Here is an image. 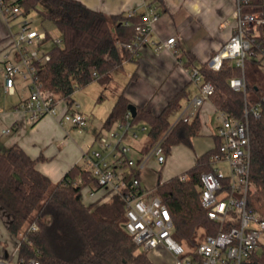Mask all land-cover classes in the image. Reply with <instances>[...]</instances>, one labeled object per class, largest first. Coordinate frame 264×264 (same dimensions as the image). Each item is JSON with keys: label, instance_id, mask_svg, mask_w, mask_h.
<instances>
[{"label": "trees", "instance_id": "16d2710c", "mask_svg": "<svg viewBox=\"0 0 264 264\" xmlns=\"http://www.w3.org/2000/svg\"><path fill=\"white\" fill-rule=\"evenodd\" d=\"M45 3L47 10L40 13L60 32L62 46L50 51L51 59L45 65L41 80L44 87L60 100L73 103L74 93L93 82L106 89L115 73L125 61H133L138 54L118 43L131 44L138 36V27H144V14L106 15L94 11L78 0H16L24 16L38 10ZM246 12H264V0H251ZM258 41L264 49V25L259 28ZM199 71L206 82L214 87L211 97L215 108L241 119L244 116V94L234 91L230 80L242 72L230 61L219 71L207 64ZM136 74L131 81L135 79ZM245 80L248 97L256 102L264 95V70L260 62L246 60ZM105 96L101 94L100 99ZM187 97L185 90L171 99L159 115L137 107V116L131 118L135 125L144 121L149 126L145 154L159 140L166 157L178 145L191 147L201 134V121L197 116L192 122L171 119ZM131 102L122 92L107 117L102 130L111 131L115 124L126 122ZM251 134V173L253 190L248 207L264 219V104L259 117L249 119ZM216 146L197 158L196 164L186 172L187 181L173 177L159 181L155 186L158 197L169 209L174 230L173 237L187 248L194 250L208 236L219 232V224L208 217L201 204L203 172L213 169L211 159ZM38 159H33L18 145L0 149V209L9 218V232L19 238L15 260L7 264H155L147 251L140 250L125 229L126 209L120 196L108 202L86 204L83 189L96 187L97 181L85 166H74L62 180L54 184L37 169ZM36 230H32V227ZM242 264H264V242Z\"/></svg>", "mask_w": 264, "mask_h": 264}, {"label": "built area", "instance_id": "2783aa9c", "mask_svg": "<svg viewBox=\"0 0 264 264\" xmlns=\"http://www.w3.org/2000/svg\"><path fill=\"white\" fill-rule=\"evenodd\" d=\"M143 2L146 25L137 28L138 36L133 43L117 44L119 48H127L133 53L149 43L148 34L160 17L151 0ZM250 2L251 0H236L233 34L207 63L210 69L219 71L226 61H230L241 70L242 75L232 78L230 86L234 91L244 94L245 103L241 119L216 110L220 120L217 132L220 144L216 155L211 159L213 169L200 176L201 204L207 210L208 217L219 224L217 235L206 237L194 250L175 240L169 209L158 197L156 189L144 188L139 178L149 160L154 159L159 165L165 164L167 157L162 145L165 136L140 160L131 158V148L125 142L126 137L135 130L130 121V112L126 115V122L119 126L121 132H112L111 138L99 135L95 143L100 149L94 150L92 143L84 154L85 167L97 181L96 189L86 187L88 197L95 198L97 192L101 191L102 195L97 201L103 203L114 196H120L126 209L125 229L135 245L147 252L162 249L173 258V264H242L263 242L264 219L259 213L249 209L248 198L253 190L250 178L249 119L251 116H260L264 95L256 102L248 97L245 67L246 60L254 59L260 62L264 70V49L257 38L259 28L264 25V12H246ZM0 12L10 23L23 15L17 4L8 3L7 0H0ZM132 14L135 13L129 15ZM17 26L18 31L11 32L8 45L2 53L5 92L19 96L18 109L27 115L31 124L51 116L58 118L62 125H72L82 132L88 123L87 116L74 102L68 105L65 112H61V100L48 91L41 80V73L51 59L50 51L55 46H62V38L53 41L48 32L35 30L27 21L20 22ZM50 41L53 43L52 47L44 50ZM176 44V38L173 37L154 46L158 51L171 50L177 55ZM188 72L199 93L181 109L172 127L177 122H192L214 95L213 85L204 80L199 68L189 69ZM3 132L8 134L11 129ZM131 136L135 140L138 138L137 132L131 133ZM221 162L229 164V176L217 168V164ZM179 179L187 181L189 176L181 175ZM32 230H36V227H32ZM30 264L39 263L32 261Z\"/></svg>", "mask_w": 264, "mask_h": 264}, {"label": "crops", "instance_id": "0c3cea01", "mask_svg": "<svg viewBox=\"0 0 264 264\" xmlns=\"http://www.w3.org/2000/svg\"><path fill=\"white\" fill-rule=\"evenodd\" d=\"M15 1L7 0L11 4ZM78 1L108 16L133 12L144 14L146 10L143 0ZM151 4L157 8L160 17L148 34L149 43L140 48L133 61H125L123 68L115 73L113 82L106 89L103 88L102 93L105 94L117 85L118 90L115 89L113 93V106L117 97L124 92L131 104L159 115L171 99L185 90L187 97L181 102V108L177 112L179 116L181 109L199 93L198 87L190 79L188 70L207 64L232 36L237 3L236 0H151ZM226 22L228 23L225 24ZM14 27V22H7L0 12V75L2 77V53L8 45L9 36ZM173 37L177 42V55L171 50L158 51L154 46ZM121 71H127L128 80L123 79ZM135 74V79L131 81ZM117 80L121 83L116 84ZM14 97L16 99H13ZM19 102L18 95L12 96L5 92L3 83L0 86V149L6 150L15 145L20 146L28 156L38 159L37 169L48 176L54 184L60 182L74 166H85L84 154L89 145L93 143L94 150L100 149L95 140L99 135H105V130H102L103 127L99 129L91 126L92 123H89L92 121L84 112L81 111L87 116L88 123L83 131L79 132L72 125H62L58 118L51 116L31 124L28 122L27 115L18 109ZM68 105L64 108L60 104L61 112H65ZM216 110L212 102H209L198 114L202 125L200 135L203 137L217 136L220 120L215 131L210 127L212 118L218 115ZM118 127L115 128L116 132ZM6 129H11V132L5 134L3 131ZM137 141L130 134L125 139L131 148L130 157L136 161L143 157L145 154L143 151L148 145L147 140L143 145L137 144ZM215 144L210 142L204 147L199 146L191 167L181 175H186V172L196 164L197 158L213 149ZM170 157L171 154L167 157L165 164ZM152 163H156L158 167L165 165H159L154 159L149 160L139 175L142 186L146 189L155 188L161 173L160 168L157 172L151 169ZM101 195L102 192L99 191L95 198L88 197L89 202L85 199L84 202L92 204ZM8 223L9 218L0 209V264H7V258L15 260L20 244L19 238L9 232ZM168 256L173 264V258L169 254ZM11 264H15V261Z\"/></svg>", "mask_w": 264, "mask_h": 264}, {"label": "rangeland", "instance_id": "374dc122", "mask_svg": "<svg viewBox=\"0 0 264 264\" xmlns=\"http://www.w3.org/2000/svg\"><path fill=\"white\" fill-rule=\"evenodd\" d=\"M49 9V6L45 3H42L38 10L32 11L27 16H21L17 20L14 21V30L15 32L18 31V24L20 22H30L31 26L38 31H46L50 35L51 39L54 41L61 39V34L59 30L49 21L44 20L40 11L41 10H47ZM53 45L52 41H50L44 48L48 49L51 48ZM123 72V79L128 80V73L127 71H121ZM116 84H120L121 82L119 80L116 81ZM4 83L3 77L0 75V86ZM103 86H101L98 82H93L90 85H88L85 88H81L77 90L73 95V102L78 105L79 110L87 114L92 122L91 126L101 128L103 127L107 117L109 116L111 112V108L113 107V93H115V89L118 90V86L114 85L111 90L105 93V96L100 99V95L102 94ZM116 90V91H117ZM13 99H16L15 97ZM251 99V97H250ZM212 102V101H211ZM62 104V107H66L68 105V102L66 100H61L60 102ZM213 104V102H212ZM214 105V104H213ZM218 115L214 116L211 120L210 127L213 131L216 130V126L219 125V119ZM178 118V113H176L172 119L171 122H176ZM117 126H120V124H115L112 128V132H116L115 128ZM135 130H133L131 133L137 132L138 140L137 144L143 145L144 141H148V134H149V126L144 121H139L135 125ZM90 127V125H89ZM88 127V128H89ZM146 128L144 131L143 128ZM119 128V127H118ZM77 130V128H75ZM86 130V129H85ZM92 130V129H91ZM119 133L120 129H117ZM202 130V127H201ZM79 131V130H77ZM86 133V132H85ZM130 133V135H131ZM105 135L109 138H111L110 131L105 130ZM111 140V139H110ZM214 143L215 144V138L213 136H205L203 137L200 135L198 138L193 140V145L191 147L186 145H178L173 148V151L171 152V157L168 159L167 163L161 167H158L156 163H152L151 169L155 172L160 168V178L161 182L167 181L173 176L181 175L183 174L187 169L191 167V163L193 161L194 155L197 151H199V146L202 145V147L205 146L207 143ZM127 144V143H126ZM98 145V144H97ZM128 145V144H127ZM99 146V145H98ZM216 146V144H215ZM95 149V147L93 148ZM137 157V155L135 156ZM217 168L221 170L226 176L230 175V167L227 162H221L217 164ZM157 175V174H156ZM158 178V177H157ZM83 197L84 199L89 202L88 199V190L87 188L83 189ZM264 242V238H263ZM185 246V245H184ZM141 250V248H140ZM149 258L155 263V264H171L170 258L167 253L163 252L161 249L159 250H150L147 252Z\"/></svg>", "mask_w": 264, "mask_h": 264}, {"label": "water", "instance_id": "95a60500", "mask_svg": "<svg viewBox=\"0 0 264 264\" xmlns=\"http://www.w3.org/2000/svg\"><path fill=\"white\" fill-rule=\"evenodd\" d=\"M129 112L132 114V117L135 118L137 116V107L133 104L129 105Z\"/></svg>", "mask_w": 264, "mask_h": 264}]
</instances>
